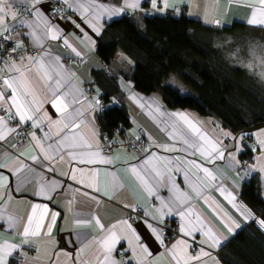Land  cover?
I'll return each mask as SVG.
<instances>
[{"label": "snow or ice", "instance_id": "obj_1", "mask_svg": "<svg viewBox=\"0 0 264 264\" xmlns=\"http://www.w3.org/2000/svg\"><path fill=\"white\" fill-rule=\"evenodd\" d=\"M42 2L43 0H18V4H13L12 0H0V50L5 42L10 44V52L5 54V58L0 59V142L15 134L20 140L18 144L12 145L13 148H24L23 141L27 139L28 144L31 145L29 152L33 149L38 150L35 155H29L25 151L18 152L11 164L6 163L12 158L10 154L5 153L0 158V169L4 170L0 171V201L4 202V207H0V224H6L9 229L15 230L21 236L20 245L0 241V264H9V257H12L14 252L24 254L23 245L37 247L36 238H39L42 232L45 237H50L52 225L55 224L58 215V213H52L48 217L47 205L33 204L21 230L19 227L21 218L7 211V204L13 198V189L9 188L12 177L16 180L15 191H20L22 184L35 180L37 183L35 194L52 199L51 193L62 185L55 179H47L44 172L56 173L57 164L63 163L69 169L61 171L60 175L80 184L82 188L99 192L100 169H85L77 165L111 163V159L102 154V146L94 127L89 128L90 122L84 119L83 93L75 86L66 87L75 73L65 67L59 56H52L50 50L44 45V40L49 38L61 40L75 56L82 57L81 51L73 46L67 37H64L59 24L53 23L45 14L46 11L55 13L58 19L63 20L67 18L64 7L43 10L39 7ZM57 3L78 14L96 35L101 32L102 18L111 19L124 11L123 7L109 6L99 0H57ZM141 3L142 0H123V5L132 10H140ZM147 3L151 9L163 11L168 7L169 0H147ZM247 3L253 9L247 21L248 24L264 27V0H247ZM21 6L31 19L21 18L19 23L30 29L27 35L32 38L37 51L32 55L13 56L12 53L23 52L25 49L23 42L15 35L16 29L10 27L6 20L10 18L13 22L17 21L18 9ZM205 16L207 18V12ZM207 22L219 24V21L215 19L207 20ZM71 23L80 31H84L75 20ZM85 39L94 48L95 41L87 33H85ZM261 76L264 78V71L261 72ZM132 99L136 100L137 97L133 96ZM44 102L50 103L59 114L57 119L48 116L45 121L47 114L42 112ZM98 105L99 100H96L94 103H87V108L91 110ZM157 111H160L159 107ZM160 115L168 118L167 126L171 130L169 139L174 144L172 146L155 145L160 152L151 151L150 145H144L140 151L147 153L145 159L138 165L130 166V170L148 193L158 201L157 212L161 218L160 222L168 216L180 218L182 221L179 226L180 237L166 244L164 229L159 227L156 216L146 210L143 216L147 219L143 220V225L153 241L164 247L170 264H206L205 258L211 257L208 249L218 248L222 236L194 211L191 199L177 183V177L180 176L186 187L192 188L198 196L204 198V190L212 185L217 177L204 164L187 157L199 154L205 163L214 164L216 160L225 159V151L221 142L213 141L189 114L161 111ZM24 125L40 129L43 136L40 137L32 131L26 137H22L20 129ZM255 135L258 138V146L264 152V139H261L264 137V132ZM231 138L237 141L236 151L238 152L239 141L243 137ZM136 139L139 140L140 137L137 136ZM175 143L181 144L182 147H175ZM166 152H180L184 155L169 157L161 154ZM229 159L235 160L236 166H239L235 154H232ZM33 165H38L42 170L37 171ZM86 172L87 177H85ZM77 173L80 174L79 178ZM106 175L113 189H118L120 184L116 175L112 172ZM160 189H166L170 195L167 198L160 196L158 194ZM69 190L72 191L71 186ZM217 190L221 194L226 192L222 186ZM74 191L80 193L81 189L77 188ZM82 194L96 200V197L90 196L88 192ZM225 198L245 220L256 219L250 209L236 202L234 195L228 193ZM71 202L69 201V204ZM124 207L136 212L139 206L125 204ZM46 218L49 221L47 227L44 224ZM220 218L229 232L233 230V226L239 227L227 212H224ZM92 220L102 231V235L99 239L81 238L80 252L84 253L86 249H91L92 255L86 262L78 256L73 264H154L156 257L150 251L148 240L133 226L135 221L129 222L132 220L131 216L107 227L98 217L77 218L75 225L87 226ZM256 223L264 229V219H257ZM198 235L204 239L197 240ZM122 242L123 247L119 249L122 259L117 260L115 258L118 251L117 245ZM37 252L35 260L40 259L38 248ZM64 254L68 255L66 252Z\"/></svg>", "mask_w": 264, "mask_h": 264}, {"label": "crops", "instance_id": "obj_2", "mask_svg": "<svg viewBox=\"0 0 264 264\" xmlns=\"http://www.w3.org/2000/svg\"><path fill=\"white\" fill-rule=\"evenodd\" d=\"M12 2L13 4H18V0H12ZM99 2L106 3L109 6L124 8V11L119 16H114L111 19H101L100 24L102 25V29L99 35H96L92 29L81 20L78 14H76L72 20H75L81 25L84 29L83 32L71 23L72 20L66 23L53 20L48 11L45 12L53 23L59 24L64 37H67L70 43L81 51L82 57L75 56L70 49L68 51L64 50L61 46V40H51L49 38L44 40V45L50 50L52 56H59L65 67L75 73V76L66 87L75 86L83 93L85 97L83 103L85 109L84 119L90 122L89 128L94 127L100 145L102 129L99 123V114L103 107V99L101 97L102 89L96 78V73L98 71H104L107 72L108 76L114 75L117 77L118 84L129 111L131 123L126 133L128 135L135 134L140 127H143L146 130L148 145L151 146V151L160 152V149L155 147V145L163 146L167 144L172 146L174 144V142L169 139V132L171 130L167 126L168 118L161 116V111L167 113L184 112L189 114L193 121L197 122L202 131L207 133L213 141L221 142L225 151V159L216 160L214 164L205 163L204 159L201 158L199 154L194 157H187L188 159H194L198 163L204 164L212 171L213 175L217 177V180L204 190V198L198 196L192 188L186 187L185 184L182 183L180 176L177 177V183H179L181 189L189 195L194 211L199 213L201 217L222 236L218 248L208 249L211 252V257L205 258L206 264H225L219 252L221 246L249 222L257 220L254 212L241 199L240 192L245 179L238 175L239 166L237 167L236 161L229 159V157L235 154L236 160L239 161L240 165L242 159L241 153L247 148L252 150L253 156L250 170L253 174L260 176L261 191L264 197V170H262L264 169V152H262L258 146V138L255 135L256 133L264 132V126L258 127L251 130L250 133L245 134V132H238L226 127L223 125L222 120L215 115H201L197 111L191 109L171 108L164 102L159 93H144L137 90L134 82L129 77L133 67L131 59L126 54L120 52L114 61L105 63L98 56L96 46L97 40L102 34L106 23L125 15L127 12H131L133 17L138 19L141 18L142 15L139 10H132L124 6L123 0H99ZM143 6H147V9L153 15L172 13L179 16L182 11L185 10L188 15L202 21L203 24L210 27H231L235 22L244 23L247 27L246 37L234 36L230 38L231 41H235L237 44L231 52V57L238 65L246 68L250 77H253L257 82L264 85V78L261 76V72L264 71V27L248 24L247 21L251 17L253 9L248 5L247 0H169L168 7L163 11L151 9L147 0H142L141 7ZM39 7L43 10H48L49 4L47 0H43ZM206 12L207 18L205 16ZM21 18L31 19V16L21 15L18 11L17 21L13 22L9 18L6 22L10 27L16 29L15 35L23 42L25 49L23 51V56H27L31 55L30 50L32 48H36L33 45L32 38L27 35L30 29L23 26L22 31L18 30L21 25L19 23ZM212 19L219 21V24L207 22V20ZM254 29L259 30L260 33L263 34L257 33ZM242 31H245V29ZM85 33L95 41L94 48L90 46L89 41L85 39ZM171 77L167 80V83L175 86L182 93L192 94L189 90L172 82ZM133 96L137 97V99H132ZM96 100H99V105L94 109H88L87 103H94ZM115 101L116 100H114V102ZM157 107H159L160 111H157ZM42 112L47 114L45 116V121H47L48 116L52 117V119H57L59 115L48 102L43 103ZM35 130L38 136H43L40 129ZM13 135H10L5 141L0 142V158H2L5 153L10 154L12 157L7 160L6 163L11 164L16 154L20 151H25L29 155L37 154L38 150L35 149L29 152L31 145H29L28 142L25 144V147L18 150L17 153L9 152L7 146H12L14 144ZM231 137H243V139L239 141L240 150L238 152L236 151L237 141L233 140ZM261 139H264V137H261ZM175 147L179 148L182 147V145L175 143ZM102 154L111 159L110 164L77 165V167H83L85 169H100L98 176L99 192H95L90 188H82L80 184L60 175L59 173L61 171L69 170L63 163L56 165V173L44 172L47 179H55L62 185V187H58L51 193L52 199H46L35 194L37 190V183L35 180H30L22 184L20 191H15L16 180L15 177L11 178L9 188L13 189V198L11 202L7 204V211L21 218L19 225L21 230L30 207L33 204L47 205L49 208L48 217H50L52 213H58V215L55 224L52 225L51 236L45 237L42 232L41 236L36 238L38 241L37 247L23 245L22 252L26 255L21 252H14L13 256L9 257V264H73L78 256L86 262L91 257L92 250L86 249L84 253L80 252L81 238L99 239L102 235V231L95 224L94 220L87 226L77 227L75 225V219H91L93 217H98L101 223L107 227L116 223L118 220L127 219L130 216L131 209L125 208V204L138 205L142 207L144 211L146 210L153 216H156L159 227L161 228H163V225L172 217L178 218L180 224L182 223L177 216L165 217L163 221L160 222L161 218L157 212L158 201L148 193L144 185L137 179L136 175L131 172L130 166L138 165L145 159L147 153L143 152L142 155L132 156L128 154L126 150L107 153L102 148ZM161 154L169 157L184 155L180 152H166ZM33 166L37 168V171L42 170L38 165ZM0 171L4 170L0 169ZM108 172L114 173L119 180L120 187L118 189H113L106 175ZM79 175L80 174L77 173L78 178ZM87 175L88 173L86 172L85 177H87ZM69 186H71L72 191L69 190ZM220 186L226 190L224 194H221V192L217 190ZM77 188L81 189L80 193L74 191ZM83 192H88L90 196L96 197V200L84 196L82 194ZM228 193L236 197L237 203L250 209L256 219L245 220L225 198ZM158 194L165 198L170 195L166 189H160ZM69 201H72L71 204H69ZM0 207H4L3 201H0ZM224 212H227L237 222L239 227L233 226V230L229 232L220 218ZM217 213H220V215H217ZM144 219H147V217L143 216L132 219L129 222L132 223L135 221L133 226L143 237L147 238L150 251H152L153 256L156 257L154 264H170L169 257L164 247L154 242L149 236L148 231H146L143 225ZM48 222L46 218L44 221L45 227H47ZM202 239H204L202 236H197V240ZM0 241L20 245L21 236L15 230L9 229L6 224H0ZM165 242L166 244L168 243L166 240ZM121 247H123V242L117 245V250ZM37 248L39 249V260L34 259L38 255ZM65 252L68 253V255H65ZM21 254L24 256L23 262L17 260V257ZM115 258L120 260L118 255H116Z\"/></svg>", "mask_w": 264, "mask_h": 264}, {"label": "trees", "instance_id": "obj_3", "mask_svg": "<svg viewBox=\"0 0 264 264\" xmlns=\"http://www.w3.org/2000/svg\"><path fill=\"white\" fill-rule=\"evenodd\" d=\"M246 31L240 22L231 27L206 26L185 10L179 16L165 13L139 19L125 14L106 23L96 51L105 63L114 61L120 52L126 54L133 62L129 77L137 90L159 93L171 108L215 115L226 127L247 134L264 126V85L231 57L237 44L230 38L246 37ZM171 76L186 84L192 94L167 83ZM96 78L103 102H112L99 114L102 131L112 133L117 127L127 131L131 126L129 111L117 77L98 71ZM252 156L249 148L241 153V158ZM240 196L257 219H264L259 175L244 182ZM219 252L225 264H264V230L253 220Z\"/></svg>", "mask_w": 264, "mask_h": 264}, {"label": "built area", "instance_id": "obj_4", "mask_svg": "<svg viewBox=\"0 0 264 264\" xmlns=\"http://www.w3.org/2000/svg\"><path fill=\"white\" fill-rule=\"evenodd\" d=\"M48 4H49V8L48 9H53V8H59V7H64L65 10V15L67 18L61 20L58 19L55 16V13H49L50 17L53 20H58V21H62L64 23L71 21L75 16L76 13L71 11V10H67L66 6H61L57 3V0H47ZM19 13L21 15H28V13L24 10L23 7H19L18 9ZM140 14L143 17H152L153 14L147 9V6H143L141 7V9L139 10ZM127 17H132V13L131 12H127L126 13ZM23 29V25L19 26L20 31H22ZM61 46L64 50L68 51L69 49L66 48L62 41H61ZM37 50L32 48L30 50V54H34ZM10 52V44L9 42H5L2 45V50H0V59L5 58V54ZM13 56H21L23 55V52L21 51H17L15 53H12ZM90 90V89H89ZM91 91V90H90ZM110 106H112V102L108 101V102H103V107L101 108L100 114H102L105 110H107ZM15 123V122H13ZM32 131H36L33 128H30L28 125H24L21 129V136L22 137H26L28 133L32 132ZM14 136V140L13 143L14 144H18L20 138L16 137L15 134ZM139 136L140 139L137 140L136 137ZM27 139H24L23 143L27 144ZM144 145H148V139L146 136V130L143 127H140L138 129V131L135 134L132 135H128L126 133V131H123L121 127H117L112 133L108 132V131H102L101 132V146L103 148V150L107 153H114L117 152L119 150H126L128 152V154L130 155H142L143 152L140 151V149L144 146ZM7 149L9 150V152L11 153H17L18 150H20L21 148L17 147V148H13L12 146H7ZM252 164V157H243L241 159V163L239 165L238 168V175H240L241 177H243L246 180H250L253 176V173L250 170V165ZM143 208L142 207H138L136 212H130V216L132 217V219H136V218H140L143 217ZM179 226H180V222L179 219L176 217H172L170 218L164 225H163V229H164V236H165V240L166 241H173L176 238L180 237V233H179ZM117 255L119 257V259H122V255L119 254V249L117 251ZM17 260L19 262H23L24 261V256L21 254L19 255V257H17Z\"/></svg>", "mask_w": 264, "mask_h": 264}, {"label": "rangeland", "instance_id": "obj_5", "mask_svg": "<svg viewBox=\"0 0 264 264\" xmlns=\"http://www.w3.org/2000/svg\"><path fill=\"white\" fill-rule=\"evenodd\" d=\"M171 78H172V82H174L176 85L181 86L189 90L190 92H192V90L186 84H184L180 79H178L176 76H172Z\"/></svg>", "mask_w": 264, "mask_h": 264}, {"label": "bare ground", "instance_id": "obj_6", "mask_svg": "<svg viewBox=\"0 0 264 264\" xmlns=\"http://www.w3.org/2000/svg\"><path fill=\"white\" fill-rule=\"evenodd\" d=\"M249 181V180H248Z\"/></svg>", "mask_w": 264, "mask_h": 264}]
</instances>
